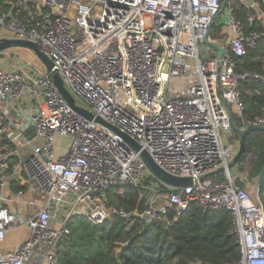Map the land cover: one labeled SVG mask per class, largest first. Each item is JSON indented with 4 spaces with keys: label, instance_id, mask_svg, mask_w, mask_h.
Masks as SVG:
<instances>
[{
    "label": "built area",
    "instance_id": "built-area-1",
    "mask_svg": "<svg viewBox=\"0 0 264 264\" xmlns=\"http://www.w3.org/2000/svg\"><path fill=\"white\" fill-rule=\"evenodd\" d=\"M241 1L254 12L248 23L259 21L263 32H246L228 7L223 36L211 38L222 0H3L0 40L36 43L85 110L139 151L74 111L40 64L0 66V244L19 229L26 233L0 252V264H59L55 248L76 216L92 226L119 219L127 230L167 228L192 203L228 211L239 250L233 264H264L262 206L227 171L239 147L234 116L241 131L264 128V107L245 121L240 96L243 80L264 85V77L237 74L234 62L264 36V0ZM141 151L193 183L158 182ZM220 169L226 172L214 175ZM12 181L26 189L13 193ZM123 187L144 190L142 211L111 204L109 193Z\"/></svg>",
    "mask_w": 264,
    "mask_h": 264
},
{
    "label": "trees",
    "instance_id": "trees-1",
    "mask_svg": "<svg viewBox=\"0 0 264 264\" xmlns=\"http://www.w3.org/2000/svg\"><path fill=\"white\" fill-rule=\"evenodd\" d=\"M2 2L0 0L1 5ZM244 3L227 0L224 9H233L246 32H263L259 21L254 25L248 23V17L254 12ZM261 8L264 10V5ZM222 36L223 23L217 18L211 27L210 37ZM234 62L235 73H254L264 77V36L254 50L248 51L244 57L234 58ZM240 96L244 106L243 120L258 117L264 107V85L254 79H245L240 84ZM234 117L238 126L241 119ZM235 129V137L238 138ZM263 165L264 133L252 132L245 136V153L236 169L238 174L246 176V180L255 181ZM212 178L219 180V176ZM236 184L244 185L239 180ZM11 186L13 193L24 189L16 181H12ZM143 192L142 188H116L109 193V199L119 208L142 211L143 201L139 195ZM67 227L69 234L61 237L54 251L59 264H233L239 259L236 239L230 234L228 211H207L196 203H192L167 228L161 224L127 230L119 219L102 226L68 221Z\"/></svg>",
    "mask_w": 264,
    "mask_h": 264
},
{
    "label": "water",
    "instance_id": "water-1",
    "mask_svg": "<svg viewBox=\"0 0 264 264\" xmlns=\"http://www.w3.org/2000/svg\"><path fill=\"white\" fill-rule=\"evenodd\" d=\"M225 8V3L222 7V9ZM217 18L215 17V20ZM207 42V41H206ZM11 48H19L24 49L32 53L35 58L39 61V63L43 66L46 74L48 75L49 79L51 80L52 84L56 88V90L59 92L61 97L64 99V101L76 112H78L80 115L85 117L86 119H93L94 122L100 124L101 126L111 130L115 134L119 135L127 144L131 146V148L134 151H139L138 145L127 135L121 133L118 129L115 127H112L111 125L105 123L101 119L97 117H93L91 113H89L87 110L79 108L75 105V100L73 96L69 93V91L64 86V83L61 79V77L53 70L52 62L45 56L43 53L39 50L36 43L25 41V40H7L2 39L0 40V52H3L7 49ZM217 49L221 53V49L217 47ZM242 126L235 129L236 133L239 137V147L236 155L233 158V161L228 166L227 171H231L234 167L237 166L240 159L243 157L245 153V136L252 133V132H262L264 133V128H257V127H247L244 130H240ZM34 135V134H32ZM27 139H30V137H27ZM19 147V145H17ZM140 156L142 161L144 162L148 172L150 175L155 178L158 182L172 188H184L187 186H190L193 181L190 178H184V177H175L172 175H169L162 171L151 159V157L145 152L141 151ZM225 169H220L217 172L214 173V175H219L221 173H225ZM257 192H258V200L259 203L262 206L263 209V216H264V165L260 170L258 181H257ZM125 248V246H124ZM123 248V249H124Z\"/></svg>",
    "mask_w": 264,
    "mask_h": 264
},
{
    "label": "rangeland",
    "instance_id": "rangeland-1",
    "mask_svg": "<svg viewBox=\"0 0 264 264\" xmlns=\"http://www.w3.org/2000/svg\"><path fill=\"white\" fill-rule=\"evenodd\" d=\"M224 3H226V0H222V7H223ZM226 14H227V10L226 9H222L221 14L218 17V22L224 23L226 21V18H227L226 17ZM25 61H28V62H30V63H32L34 65H39L40 64L36 60V58H34V56L29 51H27V50H21V51L18 50L16 52L12 53V54L6 55L5 57L4 56L0 57V66H2V67H8V68H15V67H17L19 65H22V64L24 65L26 63ZM66 89L69 91V89L67 87H66ZM73 98L75 100V105L77 107L82 108V109H86L87 108V106L85 105V103H83L76 96L73 95ZM236 128H238V127L236 126ZM57 143L60 146L64 147V146L68 145L69 140L68 139H61V140H57ZM239 181L241 182V180H239ZM242 187H243V189H245V190H247L249 192V196H250L252 202L257 203L256 198H258V195H257L258 194V192H257V187L258 186H257L256 180L255 181H247L245 183V185H243ZM63 215H65V214H63ZM63 215L62 216H59L58 219L59 220H62L63 219ZM66 215H67V213H66ZM58 219H56V221ZM69 221H73V222H76V223L88 224L86 222V220L84 219V217H82V216H76V217L72 218V220H69ZM110 222L111 221H108L105 224L109 225ZM13 234L14 233H12V234L9 235V238H8L9 240L8 241H12L13 239L16 238ZM25 236H26V233L24 232V235H22V239H24ZM9 243H11V242H9ZM9 243L7 242V244H5V247L6 248L9 247L10 245H12V244L9 245Z\"/></svg>",
    "mask_w": 264,
    "mask_h": 264
},
{
    "label": "crops",
    "instance_id": "crops-1",
    "mask_svg": "<svg viewBox=\"0 0 264 264\" xmlns=\"http://www.w3.org/2000/svg\"><path fill=\"white\" fill-rule=\"evenodd\" d=\"M35 57V56H34ZM41 65V64H40ZM42 66V65H41ZM42 68H43V66H42ZM238 141H239V137L238 138H236ZM239 143V142H238ZM63 153V151L62 150H56V155L57 156H59V155H61ZM237 167V166H236ZM236 167H234L233 169H231V172H232V174L234 175V178H235V181L236 180H241V182H243V184L245 185V183L248 181V180H246L242 175H240V174H238V172H237V169H236ZM258 181V179L256 180V182ZM19 185V184H18ZM20 186V185H19ZM24 189H26V188H24ZM30 194V193H29ZM33 196H34V198L36 197V198H38V196H37V194L35 193V194H33ZM256 201H257V203H259V200H258V198H256ZM24 230H22V229H19V231H15V233L13 234L16 238L15 239H13L12 241H8L9 239V236H8V238H7V240L3 243V244H0V252L1 251H9V250H11L12 248H14V246H15V244L18 242V241H20V240H22V235H24ZM7 242L9 243V242H11V243H9V245L10 244H12V245H10L9 247H5V244H7ZM32 264H35V263H32Z\"/></svg>",
    "mask_w": 264,
    "mask_h": 264
}]
</instances>
